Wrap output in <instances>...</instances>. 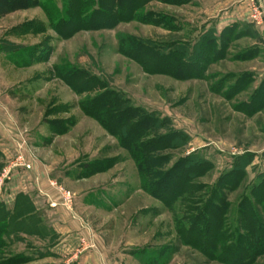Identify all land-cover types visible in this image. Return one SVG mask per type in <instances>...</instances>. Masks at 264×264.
<instances>
[{
    "label": "rangeland",
    "instance_id": "374dc122",
    "mask_svg": "<svg viewBox=\"0 0 264 264\" xmlns=\"http://www.w3.org/2000/svg\"><path fill=\"white\" fill-rule=\"evenodd\" d=\"M252 2L151 0L142 7L144 22L68 38L54 33L39 7L0 11V204L17 216L33 204L44 216L37 221L50 224L47 202L36 195L39 178L53 202L76 215L122 264H220L177 243L171 212L141 189L128 152L82 111L81 102L95 92H74L57 70L86 71L130 105L166 118L165 126L186 140L171 151V162L199 153L213 166L203 182L213 184L243 156L246 185L227 193L235 205L246 190L264 184V21L251 18ZM54 3L61 8V0ZM255 4L264 12V0ZM127 35L161 46L184 44L190 53L207 46L201 77L143 71L119 53L118 38ZM17 216L10 220L16 234L2 237L3 258L64 264L49 257L42 235L28 234L36 232V220ZM253 264H264V254Z\"/></svg>",
    "mask_w": 264,
    "mask_h": 264
},
{
    "label": "trees",
    "instance_id": "16d2710c",
    "mask_svg": "<svg viewBox=\"0 0 264 264\" xmlns=\"http://www.w3.org/2000/svg\"><path fill=\"white\" fill-rule=\"evenodd\" d=\"M148 1L151 0H61L62 6L58 8L54 0H0V11L39 7L54 33L68 38L81 31L110 29L130 21L144 22L142 7ZM163 1L181 4L188 0ZM149 17L155 15L149 14ZM118 44L120 54L149 74L199 78L202 63L208 59V47L202 44L196 46L193 53L188 52L184 44L177 48L174 43L161 46L129 35L119 37ZM214 47L209 46L210 49ZM57 73L74 92H95L81 102L82 111L128 152L141 189L171 212L180 246L220 264H253L264 254V184L257 188L248 185L251 189L246 190V195L235 205L227 196L228 192L245 184L243 156H237L231 168L221 173L213 184L203 182L201 179L213 170V166L199 153L181 155L171 162V151L185 145L186 140L181 131L165 126L166 118L130 105L86 71L67 68ZM99 88L103 90L97 93ZM14 214L15 211H7L0 204V264L20 261V258H3L7 245L2 237L14 234V229L10 228L11 217L17 216ZM169 257L164 254L165 260Z\"/></svg>",
    "mask_w": 264,
    "mask_h": 264
},
{
    "label": "crops",
    "instance_id": "0c3cea01",
    "mask_svg": "<svg viewBox=\"0 0 264 264\" xmlns=\"http://www.w3.org/2000/svg\"><path fill=\"white\" fill-rule=\"evenodd\" d=\"M34 183L35 182L32 184ZM37 184L41 186L37 188L41 194L36 195H40V197L47 202L49 212L47 217L50 227L46 225L45 222L43 224L42 221H37L39 217L44 216L43 214H37L38 210L35 209L33 204L27 209L25 214L21 215V217H23V215H26L25 217L32 216V218L36 220V232L29 231L28 234H32L34 238L42 235V242L46 243L44 247L48 249L49 257L56 258L58 263L63 259L65 260L64 264H122L120 261H116L108 255L106 248L104 246H102V248L96 241V235L93 234L92 230L87 225L81 224L76 215L68 211L66 212L53 202V192L47 188V183L40 182L38 178ZM41 184H44V186ZM46 227H48V229ZM16 232L21 231L16 230ZM47 242L49 244H47ZM43 260L45 261V259ZM47 263L48 262L45 261V264Z\"/></svg>",
    "mask_w": 264,
    "mask_h": 264
},
{
    "label": "built area",
    "instance_id": "2783aa9c",
    "mask_svg": "<svg viewBox=\"0 0 264 264\" xmlns=\"http://www.w3.org/2000/svg\"><path fill=\"white\" fill-rule=\"evenodd\" d=\"M257 1L258 0H253V2L250 4V8L252 10L251 18L254 19L257 23H260V22L264 21V12L262 11V9L259 5L255 4V2H257ZM19 165L24 166L26 169L30 168L29 164H25L22 162ZM8 172H5L6 175L8 174ZM0 184H1V180H0Z\"/></svg>",
    "mask_w": 264,
    "mask_h": 264
}]
</instances>
